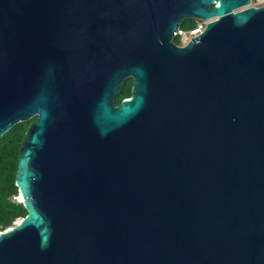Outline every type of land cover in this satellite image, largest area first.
<instances>
[{"label":"water","instance_id":"95a60500","mask_svg":"<svg viewBox=\"0 0 264 264\" xmlns=\"http://www.w3.org/2000/svg\"><path fill=\"white\" fill-rule=\"evenodd\" d=\"M250 3L0 0V138L31 122L28 214L0 233V264H264V7Z\"/></svg>","mask_w":264,"mask_h":264},{"label":"trees","instance_id":"16d2710c","mask_svg":"<svg viewBox=\"0 0 264 264\" xmlns=\"http://www.w3.org/2000/svg\"><path fill=\"white\" fill-rule=\"evenodd\" d=\"M194 25L195 22L186 21L182 27L189 29ZM132 88L133 79H127L116 100L117 105L131 97ZM30 124L31 122L21 123L0 138V233L13 227L28 214L23 203L16 199L20 194L16 185V176L20 149Z\"/></svg>","mask_w":264,"mask_h":264},{"label":"built area","instance_id":"2783aa9c","mask_svg":"<svg viewBox=\"0 0 264 264\" xmlns=\"http://www.w3.org/2000/svg\"><path fill=\"white\" fill-rule=\"evenodd\" d=\"M261 7H264V0H251L250 5L245 7V9L246 8H261ZM214 20L216 19L215 18L207 19V20L197 19L195 22V25L189 29L183 28L181 25L178 31L174 34V37H173L174 42L180 47L187 46L191 42L192 39L204 34L208 28V25ZM17 201L20 202V199L17 198Z\"/></svg>","mask_w":264,"mask_h":264},{"label":"rangeland","instance_id":"374dc122","mask_svg":"<svg viewBox=\"0 0 264 264\" xmlns=\"http://www.w3.org/2000/svg\"><path fill=\"white\" fill-rule=\"evenodd\" d=\"M187 21H188V22H189V21L196 22V20H187ZM29 123H30V122H29ZM20 196H21V194H19V197H20ZM19 197H17V198H19ZM17 198H16V199H17ZM18 222H19V221H18ZM16 224H17V223H16ZM14 226H15V225H14Z\"/></svg>","mask_w":264,"mask_h":264},{"label":"bare ground","instance_id":"6f19581e","mask_svg":"<svg viewBox=\"0 0 264 264\" xmlns=\"http://www.w3.org/2000/svg\"><path fill=\"white\" fill-rule=\"evenodd\" d=\"M19 199L22 201V196H20ZM17 224H18V222H17Z\"/></svg>","mask_w":264,"mask_h":264}]
</instances>
